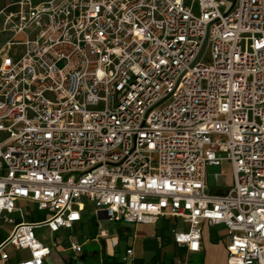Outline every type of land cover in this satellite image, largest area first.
<instances>
[{
    "label": "built area",
    "instance_id": "2783aa9c",
    "mask_svg": "<svg viewBox=\"0 0 264 264\" xmlns=\"http://www.w3.org/2000/svg\"><path fill=\"white\" fill-rule=\"evenodd\" d=\"M11 5L0 16V225H13L1 264H44L36 230L70 229L83 200L112 223L180 219L172 238L191 254L204 226H222L227 264H264V0ZM224 162L231 184L211 192L207 167ZM20 203L43 218L14 223Z\"/></svg>",
    "mask_w": 264,
    "mask_h": 264
},
{
    "label": "crops",
    "instance_id": "0c3cea01",
    "mask_svg": "<svg viewBox=\"0 0 264 264\" xmlns=\"http://www.w3.org/2000/svg\"><path fill=\"white\" fill-rule=\"evenodd\" d=\"M20 0H0V16L4 12L15 11L17 7L11 5ZM32 4L47 0H28ZM230 3L231 0H225ZM83 209L81 219L74 223L70 229H59L49 233V240L37 236V239L50 253L44 259V264H227L226 233L222 226H204L202 232L201 250L197 253H188L184 246L173 241V231H183L175 227L173 218H158L152 223L125 225L108 222L101 211L94 208L91 203L82 201ZM18 216V219H15ZM14 223L20 221H37L43 214L34 209L20 217L16 213L9 215ZM24 217L27 220H24ZM0 225V238L5 237L12 228L4 231ZM115 242L111 245L110 241ZM81 246L76 253L69 249L70 244ZM127 248L132 249L130 263H123L122 257ZM10 263L16 262V253L9 250ZM21 255V253H20ZM1 264V262H0Z\"/></svg>",
    "mask_w": 264,
    "mask_h": 264
},
{
    "label": "rangeland",
    "instance_id": "374dc122",
    "mask_svg": "<svg viewBox=\"0 0 264 264\" xmlns=\"http://www.w3.org/2000/svg\"><path fill=\"white\" fill-rule=\"evenodd\" d=\"M200 61L204 64L210 61V53H209L208 47L204 49L200 57ZM220 171H222V175L218 176L217 180H215L214 175L219 174ZM206 173H207L206 182L211 192L224 190L225 187L230 186L231 184L230 168L227 162H224L221 168L218 166H208ZM19 206L20 208H22L23 214L33 211V206L30 204L20 203ZM15 219H18V216H15ZM24 220H27V218L24 217ZM174 225L177 229H182L184 226L180 219H176ZM9 229H10V226L8 224L4 225V228H3L4 231H7ZM37 236L41 238V240L50 239L49 235L43 229L37 231ZM20 253L22 256H27V251H23Z\"/></svg>",
    "mask_w": 264,
    "mask_h": 264
}]
</instances>
